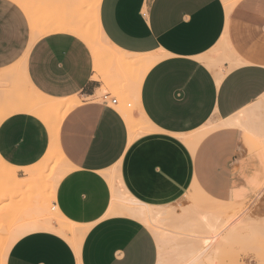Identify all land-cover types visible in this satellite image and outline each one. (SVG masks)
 <instances>
[{"label": "crops", "instance_id": "1", "mask_svg": "<svg viewBox=\"0 0 264 264\" xmlns=\"http://www.w3.org/2000/svg\"><path fill=\"white\" fill-rule=\"evenodd\" d=\"M126 62L144 68L142 133L116 97H95ZM43 97L60 111L78 100L55 137L27 108ZM262 134L264 0H0V158L27 176L58 150L66 169L51 203L77 234L52 221L19 236L2 264H157L154 234L113 197L161 206L194 188L221 204L246 199Z\"/></svg>", "mask_w": 264, "mask_h": 264}, {"label": "rangeland", "instance_id": "2", "mask_svg": "<svg viewBox=\"0 0 264 264\" xmlns=\"http://www.w3.org/2000/svg\"><path fill=\"white\" fill-rule=\"evenodd\" d=\"M84 23L88 26L92 20ZM98 39L104 48L109 47ZM101 66L105 70L109 64L104 62ZM111 70L107 77H101L102 86L96 93V99L102 100L104 93H110V97L118 99L117 108L122 113L133 115L137 123L135 132L146 131L147 124L136 106V87L142 68L128 63L126 67L115 66ZM41 114L46 120L53 115L52 112ZM260 139L250 146L256 159L257 177V189L252 196L223 205L213 203L191 188L176 202L151 206L155 211L154 221H141L156 238L157 264H264L263 134ZM65 169L64 162L51 152L35 169L37 173L33 171L22 176L16 169L19 178L7 181L5 177L11 168L0 158V264L7 253L8 240L23 229L49 228L46 225L49 220L56 221V227L64 224L56 216L51 194L54 180ZM115 202L123 213H127L124 206L144 207L122 193Z\"/></svg>", "mask_w": 264, "mask_h": 264}, {"label": "bare ground", "instance_id": "3", "mask_svg": "<svg viewBox=\"0 0 264 264\" xmlns=\"http://www.w3.org/2000/svg\"><path fill=\"white\" fill-rule=\"evenodd\" d=\"M17 1V0H16ZM19 1V0H18ZM21 1V0H20ZM32 9V8H31ZM35 12V11H34ZM37 12V11H36ZM32 13H33V11H32ZM37 14H39V13H34V15H37ZM29 15H31V14H29ZM39 18H40V16H39ZM39 18H38V20H39ZM43 18V17H42ZM41 19V18H40ZM38 20H37V22H38ZM40 22H41V20H40ZM37 24V23H36ZM39 25V24H38ZM75 25V24H74ZM69 27H71V26H69ZM68 27V28H69ZM74 27H76V26H74ZM78 27V26H77ZM77 27L75 28V30H78L77 29ZM72 28V27H71ZM73 29V28H72ZM71 29V30H72ZM82 33H83V31H82ZM87 33V32H86ZM86 33H84V36L86 37H88L89 38V36L86 34ZM91 39H92V37H90ZM88 40H90V39H88ZM90 42L93 44V42L90 40ZM128 63H130V62H126V63H124V64H128ZM144 69V68H143ZM142 69V70H143ZM31 101H33L32 103H31ZM30 101V105H28V109L29 110H31V111H34V112H36V113H38V114H41V112L43 113H45V112H52L54 115H51V116H49L48 117V119H47V121H48V124L50 125V129H51V132L53 133V136L55 137V135H56V132H57V130H58V127H59V124H60V121H61V119H62V117L65 115V113L67 112V110L70 108V105H73L74 103H76L78 100H73V103L72 104H67V105H63L62 106V110L60 111V110H58V107H60V105H62L61 104V102L59 101V100H57V99H52V98H48V97H43V98H40V99H37V101H36V98H35V101H34V99L33 100H31ZM130 130H131V132H132V134H136V133H139V132H135V129H134V126L132 125V123H130ZM140 132H142V131H140ZM57 152H58V154H59V156H60V158L61 159H63L62 158V156L60 155V153H59V151L57 150ZM10 168H11V170L8 172V174H7V176L5 177V180H7V181H10V180H15V179H18L19 177L16 175V173H15V171H14V168L12 167V166H10ZM61 175V174H60ZM60 175L54 180V185H53V188H54V186L56 185V183H57V181H58V179H59V177H60ZM11 190V189H10ZM3 191H6V190H3ZM2 191V192H3ZM9 191V190H8ZM7 192V191H6ZM53 192H54V190H53ZM7 195V194H6ZM53 195V194H52ZM130 198V197H129ZM115 196L113 197V205L114 204H116V202H114L115 201ZM213 202V201H212ZM213 203H216V204H221V203H217V202H213ZM112 205V206H113ZM224 205V204H223ZM144 207H138V208H136V207H132V206H124L123 208L126 210V212L128 213V214H130V215H133V216H136V217H138L140 220H146V221H154V216H155V211H154V209L152 210V207L150 206H146L145 207V205H143ZM55 209H56V216H57V218L59 217V221L60 222H62L63 221V223L64 224H58V227L56 228V231L58 232V233H60L61 235H63V236H71V237H75L77 234H76V224H74V223H72V222H69V221H67V220H64L62 217H61V214L59 213V210L56 208V207H54ZM209 209V208H208ZM216 210V209H215ZM119 211L120 212H122L123 210L122 209H119ZM224 211V210H223ZM154 212V213H153ZM123 213V212H122ZM62 221H61V220ZM49 220V219H48ZM47 227H49V228H51V229H54V227L55 226H53L52 225V223L50 222V220L47 222ZM36 228V227H35ZM35 228L34 227H30V228H27V229H23L22 230V232L19 234V235H14L12 238H10L9 239V237L7 238V239H9L8 240V247H7V249L11 246V244H13V242L19 237V236H21L22 234H24V233H26V232H29V231H34L35 230ZM217 234H219L218 232H217ZM23 236V235H22ZM213 237H215V236H213ZM216 238V237H215ZM199 253V252H198Z\"/></svg>", "mask_w": 264, "mask_h": 264}, {"label": "built area", "instance_id": "4", "mask_svg": "<svg viewBox=\"0 0 264 264\" xmlns=\"http://www.w3.org/2000/svg\"><path fill=\"white\" fill-rule=\"evenodd\" d=\"M102 97H103V98H102V101H103V102H107V100H109V95H108L107 93L104 94ZM110 101H111L112 103H115V102H116V99H110Z\"/></svg>", "mask_w": 264, "mask_h": 264}]
</instances>
